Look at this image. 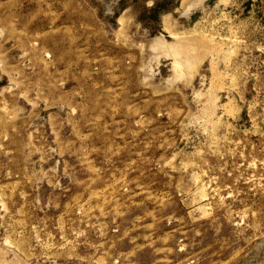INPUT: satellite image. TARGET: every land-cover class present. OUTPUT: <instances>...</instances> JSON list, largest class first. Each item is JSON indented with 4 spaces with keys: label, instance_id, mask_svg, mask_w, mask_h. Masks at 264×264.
Here are the masks:
<instances>
[{
    "label": "rangeland",
    "instance_id": "374dc122",
    "mask_svg": "<svg viewBox=\"0 0 264 264\" xmlns=\"http://www.w3.org/2000/svg\"><path fill=\"white\" fill-rule=\"evenodd\" d=\"M0 264H264V0H0Z\"/></svg>",
    "mask_w": 264,
    "mask_h": 264
},
{
    "label": "bare ground",
    "instance_id": "6f19581e",
    "mask_svg": "<svg viewBox=\"0 0 264 264\" xmlns=\"http://www.w3.org/2000/svg\"><path fill=\"white\" fill-rule=\"evenodd\" d=\"M157 42V41H156ZM155 45H157V44H155Z\"/></svg>",
    "mask_w": 264,
    "mask_h": 264
}]
</instances>
